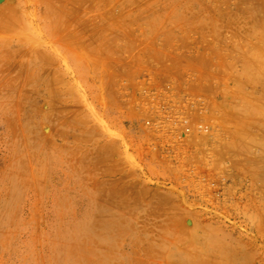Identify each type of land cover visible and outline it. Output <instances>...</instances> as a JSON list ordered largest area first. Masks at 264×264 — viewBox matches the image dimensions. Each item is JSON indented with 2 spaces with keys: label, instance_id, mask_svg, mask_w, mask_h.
I'll return each instance as SVG.
<instances>
[{
  "label": "rangeland",
  "instance_id": "rangeland-1",
  "mask_svg": "<svg viewBox=\"0 0 264 264\" xmlns=\"http://www.w3.org/2000/svg\"><path fill=\"white\" fill-rule=\"evenodd\" d=\"M165 92L214 140L159 142ZM0 264H264V0H0Z\"/></svg>",
  "mask_w": 264,
  "mask_h": 264
},
{
  "label": "built area",
  "instance_id": "built-area-1",
  "mask_svg": "<svg viewBox=\"0 0 264 264\" xmlns=\"http://www.w3.org/2000/svg\"><path fill=\"white\" fill-rule=\"evenodd\" d=\"M146 109L148 118L144 124L156 135L159 142H170L172 147L179 148L186 147L194 135L204 137L206 142L215 138L217 128L213 126L212 120L207 119L209 106L202 97L194 100L185 95L177 102L175 97L165 92L149 102ZM185 172L183 180L188 185L191 183L196 186L198 192L204 196L210 192L217 197L229 186L227 171L211 174L203 170V167H187Z\"/></svg>",
  "mask_w": 264,
  "mask_h": 264
}]
</instances>
